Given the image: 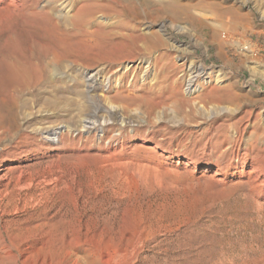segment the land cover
Wrapping results in <instances>:
<instances>
[{
    "label": "rangeland",
    "instance_id": "1",
    "mask_svg": "<svg viewBox=\"0 0 264 264\" xmlns=\"http://www.w3.org/2000/svg\"><path fill=\"white\" fill-rule=\"evenodd\" d=\"M160 1L122 0L131 8L143 4L141 30L161 33L177 65L193 62L202 69L199 92H189L190 73L183 75L180 69L174 79L157 81L155 68L144 58L124 59L112 71L102 66L67 63L62 69L53 65L51 87L39 96L35 87L24 91L17 121L8 116L0 123L4 168L0 192L12 200L9 215L0 212V264H75L78 260L82 264L86 249L90 259L98 262L117 264L139 249L142 260L162 262L165 256L159 244L166 238L149 239L141 248L130 225L135 199L153 208L172 203L171 188L147 177L160 163L141 146L161 144L160 167L170 169L173 178L204 182L214 176L215 168L202 157L196 166L185 167L175 155L184 152L182 146L200 159L204 146L208 154L220 145L229 147L225 136L236 138L235 128L245 131L246 138L254 137L258 128V134H264V0H171L181 9L187 6L191 16L207 20L208 27L187 19L186 13L170 21V12L154 4ZM11 22L0 14V41L11 34L7 31ZM212 31L218 35L212 37ZM127 49V54H121H133V48ZM125 74L130 81H120ZM134 75L139 81H131ZM11 96H0V106L10 116ZM52 102L59 108L54 109ZM84 125L94 127L86 132ZM49 130L63 132L46 136ZM235 149L232 146L230 151ZM169 152L174 153L171 158ZM234 164L226 161L223 174ZM229 214L219 222L225 249L218 255L233 264L248 253L253 240L264 249V218L253 216L247 221ZM115 215L124 224L121 233L102 225L104 218ZM24 242L27 245L19 251L16 245ZM179 247L176 244L172 250L180 254ZM59 251L65 255L59 256Z\"/></svg>",
    "mask_w": 264,
    "mask_h": 264
},
{
    "label": "bare ground",
    "instance_id": "2",
    "mask_svg": "<svg viewBox=\"0 0 264 264\" xmlns=\"http://www.w3.org/2000/svg\"><path fill=\"white\" fill-rule=\"evenodd\" d=\"M127 4L123 3L122 0H0V14L7 21H12L7 28V31L10 32L11 30V34H7L0 41V96L13 95L8 99L10 100L8 111L11 112V116L6 113V107L0 106V123L2 124L8 116L15 122L17 121L18 113L16 110L22 105L21 95L24 91L35 87L34 91H37L35 96H39L51 87L52 81H55L51 72L53 65L62 69L68 67L67 63L86 66L85 68L102 66V69L107 71L119 66L124 59L144 58L146 60L144 63L155 68L159 77L157 81L174 79L180 69L181 72H184L183 75L190 73L189 92H199L196 88L198 87L197 83L204 77L202 69L193 62L177 65L171 57L172 54L169 53L171 47L166 39L160 35L161 33L156 31L143 32L141 30L140 25L142 23L139 20H141L140 8L143 4L134 5L132 8ZM154 4L167 9V13L170 12L169 17L172 22L176 21L179 16L181 17V13L183 15L186 13L185 15H189L187 19L208 27L207 20L191 16L187 6L181 9L177 2L164 0ZM176 7H178L177 10ZM161 11L163 12V10ZM97 15H101L102 18L97 19ZM134 19L137 22L130 21ZM212 34V37L218 35L214 32ZM14 35L19 37L15 38ZM127 48H133V54L130 52L128 55L121 54L122 51L127 54L125 52ZM160 50H165V52H160ZM128 76V74L122 75L120 81H130ZM91 79L94 82V78ZM131 81L139 80L134 75ZM42 100H44V105L49 106L47 98ZM201 103H203L202 100ZM51 106L54 109L59 108L56 102H52ZM87 123L92 124L88 121ZM93 127L92 125H84L83 130L88 132V129L91 130ZM258 129L253 131L254 137L246 138L245 131L235 128L237 137L225 136L224 141L231 147L235 146V150L230 151V146L226 148L220 145L216 151H210L211 153L208 154L204 146L203 152L198 156L200 159H197L196 155L194 157L190 151L188 152L189 147L187 145V147L182 146L184 152H177L175 155L183 159L185 167L196 166L202 157V159L208 158L209 165L215 168L214 176L204 182H193L190 181L189 177V180L182 179L181 176V179L173 178L174 176L172 177L168 173L170 169L167 172L160 167L164 154L160 153L158 149L163 146L155 144L156 146L150 147L143 144L142 150L149 155V158L160 163L148 171L147 177L151 180L160 179L167 188H171L172 197L170 199L172 203H169L170 206L162 205V207L156 208L154 206L155 208H153V205L144 207L139 198L135 199L136 210L130 225L138 241L137 244L141 248L145 247L146 241L149 239H156L163 235L166 239L164 238L165 241L159 244V248L164 251L165 259L156 263H153L152 260H142L141 249H139L117 264H227L225 263L227 261L224 262L218 253V251L225 249H223L224 246L222 247L224 242L221 240L219 226L223 216L231 213L235 218L247 221L253 216L264 218V134H258ZM102 131L104 132V130ZM62 132L49 130L44 133L46 136H51L61 135ZM173 154L170 153L168 158H171ZM254 159H257L256 163ZM226 161H235V164L229 166L227 173L223 174L222 167ZM3 172V165L0 164V181ZM172 175L174 174L172 173ZM11 204L12 200H7L6 196L0 192V212L9 215ZM218 212L222 215L221 217L217 215ZM9 223L13 224L14 222L9 221ZM102 225L112 228V230L116 229L120 233L124 228V224L118 215L112 218H104ZM255 243L256 241L253 240V245L248 253L233 264H264V249H261L257 243L256 246ZM176 244L180 246V254L174 252V249L172 250ZM26 245V243L20 246L16 245V248L21 251V247ZM226 245L228 246V244ZM25 252L26 249L21 253ZM72 253L73 251L68 252L67 255ZM236 253L238 254V252ZM58 255H65V252L59 251ZM84 261L82 264H112L110 261L98 262L90 259V253L87 249L85 250ZM230 263L232 264L231 261ZM75 264H79V260Z\"/></svg>",
    "mask_w": 264,
    "mask_h": 264
}]
</instances>
